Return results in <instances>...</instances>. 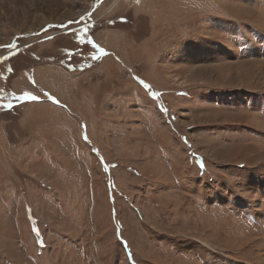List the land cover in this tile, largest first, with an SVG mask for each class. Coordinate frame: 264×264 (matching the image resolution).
I'll use <instances>...</instances> for the list:
<instances>
[{
  "label": "rangeland",
  "instance_id": "1",
  "mask_svg": "<svg viewBox=\"0 0 264 264\" xmlns=\"http://www.w3.org/2000/svg\"><path fill=\"white\" fill-rule=\"evenodd\" d=\"M137 3L0 0V90L81 88L0 105V264H264V0Z\"/></svg>",
  "mask_w": 264,
  "mask_h": 264
},
{
  "label": "crops",
  "instance_id": "2",
  "mask_svg": "<svg viewBox=\"0 0 264 264\" xmlns=\"http://www.w3.org/2000/svg\"><path fill=\"white\" fill-rule=\"evenodd\" d=\"M52 66L55 65L39 64L33 68L18 71L9 84L11 101L21 98L22 94L37 92L41 97L54 95L57 98L59 96L61 104L67 103L66 106L76 107L77 102L71 101L70 98L74 96L72 91L81 90L80 86L77 85L78 78L73 73H66V70L64 73L52 74L51 71H48L49 67ZM58 67L64 70L63 67Z\"/></svg>",
  "mask_w": 264,
  "mask_h": 264
},
{
  "label": "trees",
  "instance_id": "3",
  "mask_svg": "<svg viewBox=\"0 0 264 264\" xmlns=\"http://www.w3.org/2000/svg\"><path fill=\"white\" fill-rule=\"evenodd\" d=\"M85 30H81L80 33H84ZM78 41V38H75L74 41L75 43L77 44V41ZM58 48H61V47H57L56 49H53L52 52L48 53V58H50V61H48L49 63H53V64H58L60 61H61V64H64L66 65L69 61L68 55L67 56L65 55L66 52H68L66 49L65 51H62V50H58ZM70 51H73V52H76V48H74L73 50H70ZM47 52H44L42 53L41 55H39L38 57H46V54ZM66 58V60H63V58ZM56 59V60H55ZM54 61H57V62H54ZM65 62V63H62V62ZM43 64H46V63H43ZM60 65V64H58ZM19 68L18 70H16L15 72H12L10 73L11 76L8 77L7 81H6V88L4 90H0V92H2V94L0 93V105H7L10 101L8 100L10 98V93H9V84H10V81L12 80V78L17 74L18 71L22 70V69H26V67H17ZM1 84V83H0Z\"/></svg>",
  "mask_w": 264,
  "mask_h": 264
},
{
  "label": "built area",
  "instance_id": "4",
  "mask_svg": "<svg viewBox=\"0 0 264 264\" xmlns=\"http://www.w3.org/2000/svg\"><path fill=\"white\" fill-rule=\"evenodd\" d=\"M121 1H125V2H127V1H132V0H121ZM133 2H134V3H137L136 1H133ZM96 74H97L98 76H103V71H97ZM120 74H121L122 76H124V77H130V76H131V71H130L129 69L124 68L123 70H121ZM89 77H90V78H95V76L92 75V74H90Z\"/></svg>",
  "mask_w": 264,
  "mask_h": 264
},
{
  "label": "bare ground",
  "instance_id": "5",
  "mask_svg": "<svg viewBox=\"0 0 264 264\" xmlns=\"http://www.w3.org/2000/svg\"><path fill=\"white\" fill-rule=\"evenodd\" d=\"M132 1H136V2H138L137 4H138V6L143 2V0H132ZM140 3V4H139Z\"/></svg>",
  "mask_w": 264,
  "mask_h": 264
},
{
  "label": "water",
  "instance_id": "6",
  "mask_svg": "<svg viewBox=\"0 0 264 264\" xmlns=\"http://www.w3.org/2000/svg\"><path fill=\"white\" fill-rule=\"evenodd\" d=\"M64 25H65V24H64ZM64 25H62V26H64ZM26 35H27V34H26ZM20 36H24V35H19V37H20ZM17 37H18V36H15L14 38H17Z\"/></svg>",
  "mask_w": 264,
  "mask_h": 264
}]
</instances>
